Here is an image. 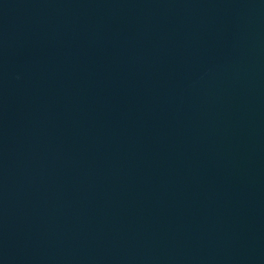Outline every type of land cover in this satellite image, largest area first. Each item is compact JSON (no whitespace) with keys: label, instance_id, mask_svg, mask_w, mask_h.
I'll list each match as a JSON object with an SVG mask.
<instances>
[{"label":"water","instance_id":"water-1","mask_svg":"<svg viewBox=\"0 0 264 264\" xmlns=\"http://www.w3.org/2000/svg\"><path fill=\"white\" fill-rule=\"evenodd\" d=\"M0 264H264V0H0Z\"/></svg>","mask_w":264,"mask_h":264}]
</instances>
